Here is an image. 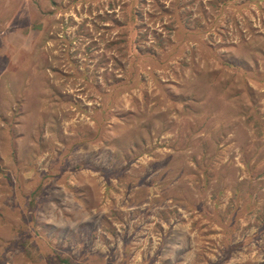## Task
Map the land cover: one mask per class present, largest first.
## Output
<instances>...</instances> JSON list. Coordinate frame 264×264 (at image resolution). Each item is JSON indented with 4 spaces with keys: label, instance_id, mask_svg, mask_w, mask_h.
Masks as SVG:
<instances>
[{
    "label": "rangeland",
    "instance_id": "obj_1",
    "mask_svg": "<svg viewBox=\"0 0 264 264\" xmlns=\"http://www.w3.org/2000/svg\"><path fill=\"white\" fill-rule=\"evenodd\" d=\"M0 264H264V0H0Z\"/></svg>",
    "mask_w": 264,
    "mask_h": 264
}]
</instances>
